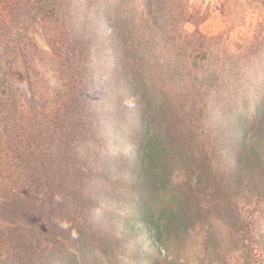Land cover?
I'll return each instance as SVG.
<instances>
[{"label":"trees","instance_id":"trees-1","mask_svg":"<svg viewBox=\"0 0 264 264\" xmlns=\"http://www.w3.org/2000/svg\"><path fill=\"white\" fill-rule=\"evenodd\" d=\"M248 3L216 9L230 24ZM208 16L189 0H0V264H256L264 255V214L237 212L246 186L264 203V90L222 108L236 124L230 145L207 126L217 71L252 67L264 21L233 44L180 31ZM101 24L126 99L119 165L100 151Z\"/></svg>","mask_w":264,"mask_h":264},{"label":"rangeland","instance_id":"rangeland-1","mask_svg":"<svg viewBox=\"0 0 264 264\" xmlns=\"http://www.w3.org/2000/svg\"><path fill=\"white\" fill-rule=\"evenodd\" d=\"M220 1L224 2L225 0H219V2ZM219 2H217V0H189L190 5L203 9V11L208 12L209 16L199 26H195L189 22L185 23L180 29L183 35H185V33H193L198 29L202 34L208 36L223 35V38L228 37L227 41H232V44L241 42L244 38H253L256 30L259 29V25L264 21V13L262 10L264 0L259 3L255 0H249V3L246 4L247 6L245 8L242 7V11L235 14L234 20L230 24L226 22V19L220 13V10L216 9L219 6ZM237 2L241 3L240 1ZM138 6V8H141V5ZM139 11H141V9H139ZM138 15H140V13H138ZM100 29L106 36L104 43H102L101 47L98 48L94 55L98 75L103 80L101 92L94 95L96 108L104 120L102 133L105 134H102V136L105 138V143L104 149L102 148L100 151L101 154L103 153L104 155L105 149L109 148L113 155L112 158L114 164L119 165L120 163H123L119 147L122 146L124 142L122 143V137H119L117 131H122V128L125 126L121 120L122 116L119 110L120 108H125L123 106L126 99H123L125 96L123 90H121V88L116 89L115 87L114 75L116 66L114 45L110 35L111 31L104 24H101ZM40 45L46 47L43 40L40 41ZM214 48L219 52L221 45H214ZM222 53L221 50L220 55L228 58L229 55L226 56L225 53ZM46 56V53L40 55V66H46V64H48V62L45 63ZM44 66L42 67L44 68ZM219 66H221L220 62ZM217 73L219 74L217 85H219L218 91L220 94H218V96L221 97H218L219 100L217 103H213L212 113L210 114V120L208 119L207 126L209 128L213 127L214 134L223 133L225 141L230 145V143L233 142L236 124L234 118L229 117L231 113L224 111L222 108L227 106V104L233 105L235 102L239 106L245 105L247 98L248 96H251L252 91H257L259 94L260 91L264 90V51L254 57L252 67L247 70H240V77L238 74L233 73V76H231V74H227V72H221V69H219ZM236 77L239 78V83H237ZM221 80H224L225 82H222ZM238 84H241V86L239 87V94L236 96L235 90L236 85ZM250 112L251 111L245 112L241 117L242 120H250V118L248 119V114H250ZM210 125L212 127H210ZM115 128H118L117 131ZM115 139H118L119 142H113ZM91 151L94 152V146H92ZM109 188L112 190L114 187ZM254 191L255 190L250 189L247 186L242 190L240 198H238L237 212L242 215L244 214L245 216L253 214L256 217L259 216L260 211L264 214V203L257 202V199L255 198L258 194ZM257 255L259 257H257L258 260L256 261V264H264V255L261 251L258 250ZM235 259L234 261L236 262L237 259Z\"/></svg>","mask_w":264,"mask_h":264},{"label":"clouds","instance_id":"clouds-1","mask_svg":"<svg viewBox=\"0 0 264 264\" xmlns=\"http://www.w3.org/2000/svg\"><path fill=\"white\" fill-rule=\"evenodd\" d=\"M56 200H57V201H59V200H60V197H59V196H57V197H56Z\"/></svg>","mask_w":264,"mask_h":264}]
</instances>
